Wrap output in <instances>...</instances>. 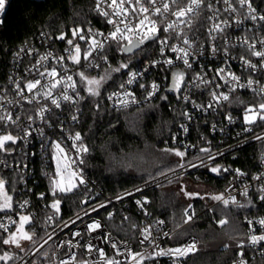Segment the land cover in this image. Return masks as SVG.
I'll return each mask as SVG.
<instances>
[{"label": "built area", "instance_id": "2783aa9c", "mask_svg": "<svg viewBox=\"0 0 264 264\" xmlns=\"http://www.w3.org/2000/svg\"><path fill=\"white\" fill-rule=\"evenodd\" d=\"M7 2L8 0H5V9ZM187 2L188 0H184V4ZM209 2L220 13L216 22L226 19L231 26L226 29L225 33L217 34L215 44L221 48V51L213 57L211 55L212 41L207 36V29L211 24L205 19L206 16H210L212 13L205 8L199 17L192 19V30L189 35L193 38V43L203 46L205 51L204 55L196 58L193 68L188 70L186 79L190 81L191 77L202 72L206 74V78L210 79L214 75V70L218 67H227L228 71L240 79L233 82L236 85L234 88L233 85H225L223 80H218L217 82L221 87L215 90L228 95V100L218 101L215 109H209L205 112L194 108L191 103H185L180 97L187 94L196 104L207 105L211 99L210 88L202 86L199 89H182L180 93L167 90L171 87V71L176 70V68L183 69L184 67L179 62H176L175 68L172 69L163 64V60L168 58L175 61L174 53L166 49L162 56L159 43L148 41L130 55L133 56L141 50V53L148 59L133 68L121 70H126V75L120 85L106 94L108 107L114 111H128L154 103L163 97H167V99L168 97H175L184 106V112L192 115V119L188 120L184 116L178 132L172 138L174 148L186 153L184 161L180 163L184 165L183 168H180L179 164L134 187L113 195H106L97 185L95 179L85 170L88 148L80 132L82 100L77 103L64 102L60 109L51 106L50 101L42 100L41 103L53 108L52 112L46 113L48 125H50L48 126L36 114L39 105L21 101L19 96L15 94V84L12 81H21V87H23L28 81H34L38 78L35 71L29 73L28 70L33 67L41 55L48 52L56 56H65L64 65L69 68L68 74L84 70L89 78L98 79L101 77L102 72L112 65L111 56L119 52L117 44L110 42L109 45H106L102 55L107 56V62L97 58L94 62L99 66L88 68V62L83 59L86 45L82 41L79 42L81 44V63L75 65L67 59V54L64 51L68 47L66 41L72 39V35L70 37L65 35V40H59L48 32L41 31L33 40L18 45L12 51L6 64L0 68V98H2L0 99V114H4V110L7 109L13 113L14 118L16 116L20 117L18 125H7L0 129V133L7 134L10 132L14 136H22L24 133L20 131V128L31 131L27 142L19 141L16 145L11 146L14 151H10L7 155L0 152V160H5L7 163V166L0 165V176L7 182L6 191L13 196L12 203L14 206V210L7 212V215L5 212L0 211V222L7 224L10 228L8 234H4L2 230H0V234L7 238L19 226V215H28L30 223L25 225V231H28L33 238L36 235H41L40 239L35 241L40 255L27 257V259H32V264H36L38 261H41L42 264H59V261L66 257L68 250L65 247H57V245H63L65 241L73 239L71 235L73 232L83 230L84 225L92 221H99L102 227L91 233V235H85L81 240V244L91 240L94 245L104 249L108 259L126 260L127 264H187L188 258L199 249L200 240L195 236L178 240L177 234L197 218L194 209L192 207L188 209L192 216L191 220L173 226L165 218L154 213L152 200L148 196V192L160 189L190 175L196 177L203 175L204 178L212 176L223 181L225 185L219 195L229 199V207L240 208L246 213L242 220L245 240L229 237L230 241L240 248L238 257L232 264H250L251 259L264 261V242L252 245L249 241L250 235H264V225L258 223L259 220L264 219V200L260 198L264 195V192L261 191L264 188V121L257 118L256 111L249 113L254 123L249 124L244 120L245 111L248 108L257 109L261 103H264V91L260 90L264 88V70L250 72L242 65L240 59L244 57L252 63H257L258 69L259 64L264 63L258 57L253 56L247 50V46L241 42L247 38L250 43H256V50L264 51V48H261L257 43L260 39H264V30H261L260 22L246 19L241 14V11L246 10H239L238 5L237 13L232 14L224 12L223 0H209ZM252 6L257 10V14H264V0H252ZM5 9L3 14L0 15V22ZM93 11L98 15V21L97 23H91L85 29V32L91 29L93 32H102L107 35L112 30V25L107 24L106 19L97 12L96 0H93ZM153 19L158 20L157 27L160 29L158 34L163 39L168 35L163 32V27L167 22L176 18L167 16L153 17ZM161 20L164 23H159ZM185 31H188L187 27H185ZM225 39L230 41L229 56L231 59H227L223 55ZM170 43L176 44L178 42L172 40ZM27 50H34L33 54L29 55ZM116 58L117 67L121 63H125L117 56ZM157 61L160 63H157ZM201 65L205 67L202 69ZM132 72L138 73L137 80L135 83L127 85L126 82ZM228 78L230 79V77ZM73 79L76 80L80 96L83 97L86 88H83L80 84L78 76L74 75ZM248 79L254 81L250 87L247 84ZM154 83L158 85V90L149 97L148 92L152 91L151 86ZM141 84L144 85L143 88L140 87ZM122 85L126 87L121 88ZM230 89L232 90L230 91ZM60 91L61 89L58 87L53 91V95ZM124 91H127L130 95L124 96ZM114 93L120 94V99L113 96V99L109 100L108 97ZM69 94L73 95V100L77 99L71 92ZM25 95L30 97L32 93L25 90ZM122 100L127 102V106H123ZM7 101H14L15 103L9 105ZM72 115L77 116L76 121L71 119ZM229 116L232 118L231 122L228 119ZM29 117L33 119L29 120ZM29 125H31V129H29ZM181 125L188 128L186 133ZM201 125L204 126V129ZM41 128L44 131L43 136L39 134ZM77 132L81 135V141H77L76 144L86 147L87 152H80L78 147H73V138ZM53 141L59 142L64 149L63 153L58 152L65 159L63 174L70 175V173L76 172V177L71 178L72 182L78 183L80 178L85 181L83 185H79L71 192L78 197L76 200L80 207L68 217L64 215L63 201L60 196L68 193L57 191L55 196L51 195L52 180L55 175L54 154L57 153L51 146ZM250 146L255 148L254 152L251 153V156L254 157L252 158V164L244 161L243 167L235 165L233 162L237 159L240 151ZM201 149H210V152L201 151ZM209 155L215 156L216 159L214 161L209 160ZM202 161L203 163H201ZM211 167H219L221 171L213 173L210 171ZM256 177L262 179H255ZM69 179L66 178V184ZM41 181L45 183V190L37 189ZM245 192H247V195L244 194ZM42 193L44 199L39 198ZM231 197H235V204L232 203ZM56 199L61 201L60 211L56 214L53 222L49 224L47 217L52 215L55 210L46 207V205H51ZM25 200L29 202L28 205L24 209H19L18 205ZM137 201H146V203L141 206ZM222 204V202L213 200L207 210L212 213L215 207ZM100 205H104V207H100ZM92 208H97L98 211H91ZM85 212H88L89 215H85ZM78 215L82 217V220L77 219ZM9 217L16 221L15 225L9 223ZM212 217L215 226L222 230L223 226H220L215 215H212ZM72 221H75V224H72ZM249 221H252V223L249 224ZM64 223H68L69 227L61 230L60 225ZM149 227L151 239L141 243L143 230ZM48 235H53V239L44 243ZM109 236L112 240L118 242L121 252L127 251L129 254L124 256L115 253L111 244L106 242ZM193 242L195 243V250L178 259L174 256L155 254L159 250L167 251L182 248ZM40 245H43V247L40 248ZM241 245L243 246L241 247ZM28 249L36 251L32 246ZM132 254L143 256L144 259L134 260ZM103 259L98 257L95 252L89 254L82 248L76 249V264H94V262ZM8 264H12V262H8Z\"/></svg>", "mask_w": 264, "mask_h": 264}, {"label": "snow or ice", "instance_id": "6c2138e0", "mask_svg": "<svg viewBox=\"0 0 264 264\" xmlns=\"http://www.w3.org/2000/svg\"><path fill=\"white\" fill-rule=\"evenodd\" d=\"M223 4L225 5L224 12L227 13L235 14L237 13L238 8L239 10H246L241 11V14H243L246 19H250L253 22H260L261 30H264V14H257V10L252 6V0H223ZM205 8H207V10L212 13V15L206 16L205 19L211 24V26L207 29V36L208 39L212 41L211 55L215 57L221 51V48L215 44V41L217 40V34L225 33L226 29L231 25L226 19L216 22L220 13L213 7V4L209 2V0H188L186 4H184V0H96L97 12L106 19L107 24L112 25V30L109 31L107 35H105L102 32H93L91 29H88L87 32H85L83 28L73 29V38L67 39L66 43L68 47L65 48L64 51L67 54L68 60H70L75 65H80L81 44L79 42L82 41L86 45L83 59L88 62V68H95L99 66L94 62L97 58L103 59L105 62H107V56L102 54L104 53L106 45H109L110 42H115L117 44L118 51L122 53H131L134 49L140 48L147 41L158 42L162 56L166 49L175 54V61L172 58H168L163 60V64L168 65L169 69L175 68L176 62H179L184 66L183 69L176 68V70L171 71V87L167 90L180 93L182 89H199L202 86L204 88H210L211 99L207 105L196 104L195 101H192L190 96L187 94H184L180 97L185 103H191L194 108L206 112L209 109H215L218 101L228 100V95L215 90L221 87L217 81L223 80L225 85H233L234 88L236 85L233 82L239 81L240 78L228 71L227 67H218L214 70V75L210 79L206 78V74L203 72L197 73L195 76L191 77L190 81L186 79L188 76V70L193 68V63L195 62L196 58L198 56L204 55V47L194 44L193 38L190 37L189 32L192 30V19L199 17ZM4 9L5 0H0V15L3 14ZM167 16H174L176 19L165 24L163 27V32L167 33L168 35L161 39L158 34L160 31V29L157 27L158 20L153 19V17ZM185 17H187V19H185ZM159 23H164V21L161 20ZM237 23H239V21H237ZM185 27H187L188 31H185ZM57 39L65 40V34L62 33L57 37ZM172 40H175L178 43H170ZM241 42L247 46V50L250 51L253 56L258 57L260 61H264V51L256 50V43H250L249 39L247 38ZM229 43L230 41L225 39L223 45V55L227 59H231L229 56ZM257 43L261 48H264V39H260L257 41ZM33 51L34 50H27L29 55H32ZM240 59L242 65L250 72L264 70V63H260L258 69L257 63H252L244 57H241ZM64 61V55L56 56L53 53L48 52L44 55H41L39 59L36 60L33 67L28 70L29 73L35 71L38 78H36L34 81H28L23 85V87H21V81H12V83L15 84V94L19 96L21 101H26L29 104L39 105L36 114L46 125H48L46 113L52 112L53 108L41 103L42 100L50 101L51 106H54L55 109H60L62 107V103L64 102L77 103L79 100L84 99V97L80 96V90L77 88V82L73 79L74 75L79 77L80 84L83 86V88H86L87 93L92 97H98L101 95L100 89L107 79V77H100L99 79L89 78L85 74L84 70H80L79 72H75L73 74H68L69 68L64 65ZM157 63L160 62L157 61ZM204 67L205 66L201 65L202 69ZM126 68H128V65L121 63L119 67L113 69V71L120 72L122 69ZM58 69L60 70L58 71ZM137 77L138 73L132 72L126 82L127 85L135 83ZM228 77H230V79ZM253 83L254 81L252 79H248L247 84L249 87L252 86ZM58 87L61 89V91L56 95H53V91ZM125 87V85L121 86V88ZM140 87L143 88L144 85L141 84ZM151 87L152 91L148 92L149 97H151L158 90V85L155 83ZM25 90L28 93H32V95L30 97L26 96ZM231 90L232 89H230V91ZM260 90L264 91V88ZM69 92L74 94L77 99L73 100V95H70ZM123 95L129 96L130 94L127 91H124ZM113 96H115L117 99H120V94L118 93L110 95L108 99L112 100ZM162 99L166 100L167 97H163ZM7 103L9 105H13L15 102L7 101ZM121 103L123 106H127L126 101L122 100ZM253 111L257 112V118L260 121H264V103H261L257 109L248 108L245 111L244 120L246 123H254V120H252L249 116V113ZM183 115L188 120L192 119V115L188 112H184ZM19 119V116L14 118L13 113L5 109L4 114H0V129L7 125H18ZM32 119V117H29V120ZM71 119L76 121L77 116L72 115ZM228 119L231 122V116H229ZM181 127L185 133L188 131L186 126L181 125ZM29 129H31V125H29ZM20 131L24 133L22 136H14L10 132L7 134L0 133V152H3L7 155L10 153V151H14V149L11 147L12 145H16L19 141L27 142V138L31 135V131H26L23 128H20ZM39 134L41 136L44 135L42 128L39 130ZM77 141H81V135L79 132H77L73 138V147H78L80 152H87L86 147L78 146L76 144ZM51 146L57 152H64V149L60 146L59 142L53 141ZM201 151L210 152V149H201ZM174 154L177 157L183 158L186 153L183 151H175ZM208 159L214 161L216 157L209 155ZM201 163H203V161ZM0 165L7 166V163L5 160H0ZM193 166L195 167V165ZM205 166L207 167V165ZM179 167L183 168L184 165L180 164ZM210 171L213 173H219L221 169L219 167H211ZM59 175L60 168L58 164L55 176ZM76 175V172L70 173V179L67 184H63L61 181L53 179L51 195L55 196L57 191L60 193H71L79 185H83L85 183L83 178H80L78 183L72 182L71 178H75ZM255 179L262 178L256 177ZM6 185L7 182L2 177H0V211L5 212L7 215V212L14 210V206L12 203L13 196L9 195L6 191ZM261 191L264 192V188H262ZM244 194L247 195V192ZM185 195L191 198L194 194L185 192ZM39 198L44 199V194L42 193ZM260 198L261 200H264V195H262ZM212 199L222 202L224 206L229 205V199L224 198L222 195H216L212 197ZM231 200L232 203H236L235 197H231ZM84 202L86 203L87 201ZM28 203L29 202L27 200H25L23 203H20L18 205L19 209H24ZM60 203L61 201L56 199L51 205H46V207H50L51 209L55 210L52 215L47 217V222L49 224L53 222L56 214L59 213ZM137 203L142 206L143 203H146V201H137ZM238 206L242 207L243 205ZM100 207H104V205H100ZM91 211H98V209L92 208ZM85 215H89V213L85 212ZM185 217V222L191 220L192 216L190 215L189 211L185 212ZM77 219L82 220V217L78 215ZM9 223L15 225L16 221L9 217ZM29 223L30 217L28 215H19V226L16 228V231L11 235H8L7 238H5L4 235H0V245H14L16 249H19V253H10L8 251H4L3 254H0V264H8V262H12V264H17V262L18 264H32V259H27V257H36L40 255L39 248H37L36 242L33 240L32 235H30L28 231H25V225ZM71 223L75 224V221H72ZM228 223L229 221L227 218H223L219 221L220 226H224ZM251 223L252 221H249V224ZM258 223L264 225V219L259 220ZM67 227H69L68 223L60 225L61 230ZM101 227L102 226L99 221H92L91 223L85 224L83 230L73 232L71 234L73 239L65 241L63 245L58 244L57 247H65L68 250L66 257L63 260H60L59 264H76L75 257L77 248H82L89 254L95 252L97 253L98 257L104 258L103 260L94 262V264H127L126 260H119L115 258L108 259L104 249L98 245H94L91 240L81 244V240L85 235H91V233L101 229ZM0 230H2L4 234H8L10 232L9 226L3 222H0ZM77 237L80 239H75ZM51 239H53V235H48L44 243H47V241ZM150 239V227L145 228L143 230V239L140 242L145 243L146 241H150ZM21 240L32 241V248L36 249V251L25 248L21 244ZM249 241L252 245L264 242V235H250ZM106 242L111 244V247L114 249L115 253L124 256L129 254L127 251L121 252L118 242L112 240L110 236L107 238ZM242 246L243 245H241V247ZM42 247L43 245H40V248ZM194 250L195 243L193 242L182 248L169 249L167 251L159 250L155 254L174 256L178 259ZM45 255L47 254L45 253ZM132 258L134 260L144 259L143 256H138V254H132Z\"/></svg>", "mask_w": 264, "mask_h": 264}, {"label": "trees", "instance_id": "16d2710c", "mask_svg": "<svg viewBox=\"0 0 264 264\" xmlns=\"http://www.w3.org/2000/svg\"><path fill=\"white\" fill-rule=\"evenodd\" d=\"M97 21L98 15L93 11V0H8L0 22V68L6 64L18 45L33 40L41 31H46L54 37L62 33L70 37L73 29L85 30ZM116 56L122 59L128 68L148 59L141 50L133 56L117 52L111 56L112 65L101 74V77H107L100 89L101 95L92 97L86 90L83 94L80 132L88 148L85 170L106 195L134 187L178 166L185 159V156L181 158L174 154L175 151L181 150L175 149L172 144V138L179 130L185 111L184 106L175 97H168L167 100L160 98L154 103L128 111H114L108 107L106 94L120 85L126 75V70L113 71L117 68ZM201 127L204 129L203 125ZM254 150L253 146L246 147L240 151L233 163L240 167H243L244 161L252 164L254 157L251 153ZM179 181L204 184L209 188V193L205 197L193 198L187 203L180 198L179 191L166 192L167 187ZM224 185L223 181L212 176L204 178L203 175H190L148 192L154 213L165 218L173 226L183 224L186 220L185 212L191 207L194 209L197 218L177 234L178 240L190 236L200 240L199 249L188 258L187 264H232L238 257L239 246L227 243L225 235L245 240L242 220L246 213L240 208L223 204L215 207L212 213L207 210L214 200L212 197L219 195ZM45 188L44 181H41L37 189ZM60 196L65 217L80 207L76 194ZM212 215H215L218 221L228 219L229 223L222 228L224 233L215 226ZM40 237L41 235H36L33 240L36 241ZM31 246L32 241L24 247L28 249ZM4 251L19 253V249L0 245V254ZM36 264L42 262L38 261ZM250 264H264V261L251 259Z\"/></svg>", "mask_w": 264, "mask_h": 264}, {"label": "rangeland", "instance_id": "374dc122", "mask_svg": "<svg viewBox=\"0 0 264 264\" xmlns=\"http://www.w3.org/2000/svg\"><path fill=\"white\" fill-rule=\"evenodd\" d=\"M54 157H55L54 158L55 173L57 171V165L59 164L60 175L59 176H55L54 175L53 179H56L58 181H61L63 184H66V178H70V175H64L63 174V170L65 169V159L58 152L56 154H54ZM182 180H183V178H182ZM183 182L184 181H182V182L179 181V182L173 184L172 186L167 187L166 188L167 189L166 192H170L171 190L172 191H179L181 193L180 194V198L186 200L187 203L189 201H191V199H193V198H197V197H200V196L201 197H205L207 195V193H209L208 192L209 191V188L207 186H205L204 184H201V183H193V182H189V181H186L187 183H185V182L183 183ZM185 192L192 193L194 195L190 198L189 196H186L185 195ZM220 231H222V230H220ZM222 233H224V232L222 231ZM225 238L227 240V243H230L231 242L230 241V238L227 237L226 235H225ZM28 243H29L28 240L21 241V244L23 246H26ZM9 247H11L13 249H16L14 245H9Z\"/></svg>", "mask_w": 264, "mask_h": 264}, {"label": "water", "instance_id": "95a60500", "mask_svg": "<svg viewBox=\"0 0 264 264\" xmlns=\"http://www.w3.org/2000/svg\"><path fill=\"white\" fill-rule=\"evenodd\" d=\"M148 42V41H147ZM147 42H145V43H147ZM139 48H137V49H134L133 50V52H131V53H124L125 55H127V56H130V55H132L136 50H138ZM175 93V92H174ZM1 177V176H0ZM7 186V185H6Z\"/></svg>", "mask_w": 264, "mask_h": 264}]
</instances>
